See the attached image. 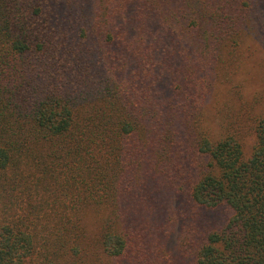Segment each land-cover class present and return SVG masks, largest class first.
Here are the masks:
<instances>
[{
  "label": "trees",
  "instance_id": "16d2710c",
  "mask_svg": "<svg viewBox=\"0 0 264 264\" xmlns=\"http://www.w3.org/2000/svg\"><path fill=\"white\" fill-rule=\"evenodd\" d=\"M260 1L0 0V264H264V115L197 120Z\"/></svg>",
  "mask_w": 264,
  "mask_h": 264
},
{
  "label": "rangeland",
  "instance_id": "374dc122",
  "mask_svg": "<svg viewBox=\"0 0 264 264\" xmlns=\"http://www.w3.org/2000/svg\"><path fill=\"white\" fill-rule=\"evenodd\" d=\"M258 15L262 28L255 40L247 34L235 47L221 50L213 91L197 116L198 125L212 137L225 132L233 134L245 156L255 143L254 126L264 115V51L260 43V37L264 35V0L259 3ZM170 236L175 239L177 232L170 231L166 237L171 246ZM89 246L86 256L97 263L101 255L94 241ZM163 249L162 256L169 258L172 252L165 245Z\"/></svg>",
  "mask_w": 264,
  "mask_h": 264
}]
</instances>
